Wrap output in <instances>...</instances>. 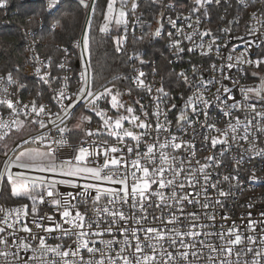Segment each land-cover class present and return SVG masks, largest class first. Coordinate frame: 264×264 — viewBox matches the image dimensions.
Listing matches in <instances>:
<instances>
[{
    "label": "snow or ice",
    "instance_id": "snow-or-ice-1",
    "mask_svg": "<svg viewBox=\"0 0 264 264\" xmlns=\"http://www.w3.org/2000/svg\"><path fill=\"white\" fill-rule=\"evenodd\" d=\"M211 0H194L196 7L193 11H199L206 3ZM219 2V0H217ZM80 5L85 9H89L92 13L96 10V0H79ZM60 4V0H47L49 9H56ZM128 0H119V8L117 9V0H108L106 15L104 16V24L99 28L102 33H109V25L113 24L119 28L124 26L122 35L115 36L116 51L120 52L124 49V44L127 41V26H128ZM3 5L0 4V7ZM138 4L133 0L131 11L135 12ZM163 17V13H161ZM257 14H252V19H256ZM188 20V28H192V16L184 17ZM169 23L173 27L176 26V21L168 17ZM158 27L153 33L154 36H160L163 25L157 21ZM199 24V19L196 21ZM264 26V18L258 21ZM54 31V29L52 30ZM183 32V28L178 29ZM229 29H224V32H229ZM250 32H257L258 29L250 28ZM90 32L91 21H89L84 29L82 38L76 42V47L80 48V57L85 61L83 71L80 73L78 86L75 91L68 90V77L64 76L61 83L53 89L52 100L55 101V110L51 105L43 103L37 104L36 99L31 103H25L17 98H10L13 94L9 92L8 85L16 86L19 89L26 87L19 80L14 79L11 72L6 76L0 75V91L4 96L0 97V106L8 111L7 118L3 113H0V185L10 187L11 196L17 198L18 205L13 208L5 209L0 207V258H3V264H198L200 259H203V249H209L207 256V264H262L264 262V248L254 249L251 246L235 251L236 246L244 243L247 240L248 245L256 243V237L248 236L245 238L243 233L239 231V227L233 223L231 228L219 226L217 231H198L197 229L215 228L216 225L198 223L200 217L196 213H188L181 220L175 212H169L167 217L151 215V221H160L158 226H147L143 222L149 221L148 207L154 206L161 209L162 206L171 209L169 201L183 203H199L198 199H189L188 195H178L176 188L183 189L185 184L183 181L177 182L176 177L181 173L185 174V179L188 184L194 186L199 183L196 178V172L203 174L204 184H201V189L207 191L210 186L216 188V184H207L210 174L206 171L207 168L213 167L211 163H205L197 170H185L184 161L180 160L172 152L165 151L171 149L173 151L181 148L191 149L194 147L190 142L180 140L176 136L165 138V141L159 144L161 149L158 157L155 152L156 144H149L146 153H137L135 159L130 161L124 159V148L120 147L124 143L125 137H131L137 141L135 147H139V142L142 136L149 135L153 130L152 123L147 119L149 113L144 110L141 105V112L146 118L141 120L140 116L134 113L132 107H125L119 99L123 93L112 83L107 81L97 87L94 70L92 69L91 50H90ZM27 34V33H26ZM169 36L172 33L168 34ZM192 35L202 37H211L208 43V51H213V45H216L217 51L220 45L216 44L219 39L213 36L211 30H205L200 33L198 28L194 29L192 34H186L185 38L192 39ZM241 39H243L241 37ZM33 44L36 43V37H33ZM180 41H175L174 46L179 52H183L184 48L179 47ZM254 43V42H249ZM198 46L204 48L201 43ZM192 49L190 48L189 51ZM67 54L68 50L63 49ZM247 49H245V52ZM44 68L51 67V60L47 64L39 59V56L34 57ZM138 58V57H133ZM228 63L221 65H212L213 71L221 73V80L230 79L225 72V68L232 69L238 64L255 65L259 68L264 60H252L246 58L245 53L233 57H226ZM235 60L236 63H231ZM143 62V61H141ZM66 65L60 63L59 67L64 68ZM35 74L39 76L43 82L49 87H52L54 81L60 80L58 76H52L50 71H43L41 67L35 68ZM144 72L140 71L137 76L133 77L135 83L144 88L148 93L152 92L150 83L146 84L142 79ZM254 76L259 75L260 83L258 87L241 86L239 91L242 96V101L237 100L232 90L224 86L217 88L216 94L212 100L206 97L208 84L213 81H205L200 78V84L196 87L192 97H189L184 106V111L181 112L179 120L186 123L189 127L196 122L188 118V109L198 115L202 114L205 117V126L210 130H214L217 135L211 137V144L215 147L219 144H228L229 136L233 141L243 140L249 143V149L253 155H264V147H259L256 142V137L253 136V130L256 133L264 135V75L253 73ZM180 76L188 82V77L181 72ZM51 77V79H50ZM126 78V77H125ZM116 79V77H113ZM6 82V83H5ZM220 83V81H217ZM191 86V85H190ZM159 94L153 99L161 101L162 97L171 99L170 94L161 86L156 89ZM128 94H131V89H128ZM42 93H37L41 96ZM231 101V103H229ZM101 103L110 105V108L101 107ZM136 103H140L139 100ZM77 105L87 107L91 112L95 113L102 120L101 127L91 130L83 129V125L91 122V117L87 115H79L77 123L73 126L81 128L85 132V139L79 144L73 146V151L70 156H61L60 149L68 143V137L65 135L70 131L67 127V121L76 116L73 109ZM199 105V109L197 107ZM220 108L223 115L228 118L225 128L216 127L214 123H208L207 109L213 106ZM175 108V104L171 105ZM258 107L260 110L258 111ZM130 114L125 115L120 110ZM110 110H116L115 116H109ZM235 111L243 112V119L239 115L234 114ZM79 111V109H77ZM163 115L167 122L166 113H162L159 108V103L156 105V121L155 131L159 134L162 130H167V123H160V116ZM23 117L21 119L20 117ZM124 121H129L134 128L144 129L145 131L136 134L134 131L124 127ZM256 121V123H253ZM15 132L18 138L11 144L7 142L12 133ZM107 137L115 138L114 143H110ZM253 137L249 140V137ZM97 137V139L89 140L88 138ZM207 139V138H206ZM23 142L20 148L16 144ZM179 141V142H178ZM158 142V140H157ZM128 153L134 151L133 146L124 145ZM116 153H121L117 157ZM102 157L103 162L100 163L97 158ZM206 161H214L213 156L205 158ZM197 163H200L197 161ZM129 164L133 171L129 172ZM23 170V171H21ZM168 172L171 178L165 176ZM137 173H140L138 175ZM129 176L132 183L129 184ZM252 181H259L261 177H257L253 170L250 174ZM224 181L231 182L237 180L238 176L225 175ZM158 184L159 189L172 188L170 196H165L163 191H153L152 185ZM60 185L67 186L72 189H82L76 192H60ZM104 185H111L105 187ZM114 185H121L120 188ZM220 196H226L229 193L218 190ZM93 192L95 195H93ZM131 197V203L129 198ZM157 199L159 203H157ZM56 207L61 220L56 221L54 215H38L40 204L45 201ZM91 201L92 215L89 216L87 211L82 212L80 205H87ZM104 200L105 203L101 204ZM28 201L31 202L29 205ZM75 201V203H73ZM219 204L220 201H215ZM128 204L130 211L126 213L123 210V205ZM111 205L112 207H109ZM208 198L205 197V202L201 204L202 208H208ZM251 207V205H248ZM181 208L180 212L183 213ZM73 213H75L73 215ZM251 213H249V216ZM261 215H264L262 213ZM29 216L32 217L30 223L36 229L42 230L44 233L52 234L58 232L57 237L64 241L67 238L74 244L65 246V243L55 245L49 244L46 235H40L33 231L29 224ZM208 220L215 221L214 214H206ZM47 218L53 226H47L44 219ZM222 219L227 220L224 216ZM187 221L184 229L180 227ZM257 221H249L247 231H255L254 225ZM264 224V221H260ZM64 225H68L67 228ZM135 225V226H133ZM171 226V227H169ZM115 230L123 235V240L104 239L106 234H111ZM27 233L28 236L21 237L19 233ZM7 233V235H4ZM143 233V238L141 237ZM264 234V229H262ZM216 236L220 243L217 246L214 243L205 242V240H197L199 236ZM9 236L12 241H9ZM191 237V240H186ZM96 238H100L97 241ZM147 241V244H145ZM165 241L168 247H165ZM36 246L33 247V243ZM99 242L103 245L102 248H97L95 245ZM261 244H264V235L261 236ZM119 244L120 249L117 251L114 245ZM197 244L201 245L200 248ZM172 248L173 251L168 249ZM15 249V251H13ZM86 250V255L82 254ZM21 252L25 255L21 256ZM30 253V255H29ZM115 253V255H113ZM127 253V254H126ZM247 256L252 254L251 260H242L241 255ZM99 254V256H97ZM235 255L236 259L232 257ZM192 259H189V257ZM11 257V260L9 259Z\"/></svg>",
    "mask_w": 264,
    "mask_h": 264
},
{
    "label": "built area",
    "instance_id": "built-area-1",
    "mask_svg": "<svg viewBox=\"0 0 264 264\" xmlns=\"http://www.w3.org/2000/svg\"><path fill=\"white\" fill-rule=\"evenodd\" d=\"M11 0H0L1 7L5 13V17L8 19V12L10 8ZM46 4L47 10L50 13H53L56 9H49L47 6V0H43ZM138 7L135 12H130L128 14V26H127V36L129 35H138L141 36L145 32H148L152 42L156 47L157 57L152 62L144 58V56L136 55L131 60L130 64V73L128 74L127 80L131 83L132 87L138 92V95H131L138 98L143 105L145 111L149 113L148 120L152 123L153 130L150 131L149 135L142 136L139 142V147H135L137 141L133 139L124 140V143L120 147L124 148V159L130 161L135 159L137 153H146L147 147L149 144H156L155 152L157 157L161 151L159 144L165 141V138L171 136H176L180 140L185 142H190L194 145L191 149L181 148L179 150L166 149L165 151L172 152L173 155H176L180 160H183L185 170H197L201 165L205 163H211L214 166L209 167L206 171L210 174L209 180L207 181L208 185L213 183L216 184V188L208 187L207 191L201 189V184H204L203 174L196 172V178L199 180V183H195L194 186L188 184V181L185 179V174L181 173L176 177L177 182L183 181L185 187L183 189L176 188L178 195H188L189 199H198L199 203H188L187 201L182 204L176 201H169L171 209L168 207L162 206L161 209H157L154 206L148 207L149 221L143 222L147 226H158L160 221H151V215L155 213L156 216L163 215L167 217L169 212H175L180 216L181 220H184V217L188 213H196L200 220L198 223L204 224H215V228L207 229H197L198 231H217L219 226L223 225L225 228H231L233 223L239 227V231L243 233V236L247 238L248 236L256 237V243L253 245H248L247 240L245 239L244 243L235 247V251H240L245 249L248 246L257 248H264V244H261L262 229H264V224L260 221H264V179L259 181H252L250 179V174L254 170L257 177L264 178V155H253L249 149V143L243 140L233 141L231 136H229L228 144H217L215 147L211 144V137L217 135L214 130H210L205 126V117L200 114L191 112V108L188 109V118L190 120H196L190 127L183 122H180L179 117L182 111H184V106L187 103L189 97H192L196 91V87L200 84V78L202 77L205 81H213V83L208 84V90L206 91V97L210 100L214 98L217 88L221 86V83L232 90V93L235 95L237 100L242 101V96L240 94L241 86H253L258 87L260 83L259 75L254 76L253 73H259L264 75V63L260 65L259 68H256L255 65L249 64H238L232 69L225 68V72L230 79L221 80V73L219 71H213L212 65H217L219 68L221 65H226L228 61L226 57L232 55L233 57L239 56L241 53H245L246 58L252 60L261 59L264 60V26L261 23H258L259 20L264 18V0H211L210 3L204 4L202 7H199V11H193V8L196 7L194 0H190L189 3L178 5L173 0H136ZM148 6V7H146ZM142 9V10H141ZM163 13V17H161ZM256 13L257 18L252 19V14ZM192 16V28H188V20H185L184 17ZM168 17H171L176 21V26L173 27L168 21ZM197 18L199 19V24L196 23ZM28 22H33L32 18L27 20ZM157 21L163 25L161 35L154 36L156 28L159 26ZM86 23V22H85ZM4 25L12 27L9 21L4 22ZM45 25L42 20H39V24L35 29L28 30L23 32L21 37V46L23 51V68L17 69L16 72H11L14 79L19 80L21 83L25 84L26 87L19 89L16 86L8 85L9 92L13 95L10 97L13 100L19 98L25 103H31L33 99H36L37 104L43 103L45 105H51L53 110H55V101L51 99L53 95V89L61 83L64 76L68 77V90L75 91L78 86V80L80 77L81 71H83L85 66V61L80 57L79 53L80 48H77L76 42L80 41L84 32V28L80 37L73 42L71 47H64L68 50L67 54L64 53L62 57L57 60L53 56L45 55L42 52V49L46 47V44L43 43L40 33L44 30ZM183 28V32L178 31V29ZM199 30L200 33H203L205 30H211L213 36L219 37L216 41V44L220 45L219 50L217 51L216 45H213V51H208V43L211 39L209 36H204L201 38L199 35H192V39L188 40L185 38L186 34H192L194 29ZM250 28L258 29L257 32H250ZM54 29V28H53ZM52 29V30H53ZM224 29H229L230 31L225 33ZM55 30V29H54ZM124 32V27L122 28ZM27 33V34H26ZM172 33L171 36L168 34ZM36 37V43L33 44V37ZM241 37L243 39H241ZM175 41H180L179 47L184 48L183 52H179L178 49L174 46ZM254 42V43H249ZM203 43L205 46L201 49L198 46ZM192 49L189 51V49ZM245 49L247 51L245 52ZM39 56L41 61H44L45 64L51 60V67L44 68L40 63L35 60V56ZM75 55H77V67L73 65V60ZM143 61V62H141ZM160 61L165 64L160 66ZM1 63V57H0ZM64 63L66 66L60 68L59 64ZM231 63H236L235 60ZM41 67L43 71H50L52 76L60 77V80L54 81L52 87L45 84L43 80L35 74V68ZM165 67H169L172 72L176 73L178 76V82L173 84H168L164 80ZM144 72V77L142 78L146 84L150 83L152 86V92L148 93L144 88L139 87L133 77L137 76L138 73ZM183 72L188 77V82H186L183 77L180 76V73ZM0 75L6 76L7 73L0 71ZM51 79V77H50ZM220 81V83H217ZM29 82H34L40 86V91L37 93L44 94L45 90L50 93V100L41 99V96H37V93L34 92L37 89H33ZM6 83V82H5ZM191 85V86H190ZM163 86L165 91L170 94L171 99L168 97H162L161 101H156L153 99L154 96L159 95L156 92V89ZM4 96V93L0 91V97ZM159 103V108L162 113H166L167 122L164 119V116H160V123H167V130H162L159 134L156 133L155 121H156V105ZM231 103V101H229ZM175 104V108H172L171 105ZM81 105H77L76 109H73V112L76 113L72 119L67 121V127L70 129L65 135L68 137V143L63 148L60 149L61 156H70L73 151V146L80 143L81 140L85 139V132L81 128L73 127L77 123V117L81 114L87 115L85 111H77ZM199 109V105H197ZM258 111L260 108L258 107ZM8 111L5 110L3 106H0V113H3L4 117L7 118ZM208 112V123H214L218 128H225L228 118L225 117L220 110V108L215 105L207 109ZM235 115H239L243 119V112L235 111ZM138 116L141 120L146 118L141 111H138ZM23 119V117H20ZM256 123V121H253ZM99 126V125H98ZM83 129H97V125L91 119V122H86L83 125ZM143 129L140 133H143ZM14 133V132H13ZM12 133V135H13ZM11 135V136H12ZM253 136L256 137V142L259 147H264V135L256 133L253 130ZM106 138H111L107 137ZM207 138V139H206ZM253 137H249L251 141ZM89 140L97 139V137L88 138ZM109 139L110 143L115 142ZM158 140V142H157ZM179 142V141H178ZM23 142H20L17 147H21ZM124 145H129L134 147L132 153L127 152V148ZM117 157L121 153L114 154ZM208 156H213L214 161H206L205 158ZM100 163L103 162V158H97ZM199 161L200 163H197ZM133 171L129 164V172ZM140 175V173H137ZM225 175L229 176H238L239 182L237 180H232L227 182L223 180ZM165 176L171 178L170 173L166 172ZM129 184L133 182L131 176H129ZM105 187L111 185H104ZM60 192H76L82 191V189H72L64 185L58 186ZM116 188H120L121 185H114ZM229 193L226 196H220L219 191ZM153 191H163L165 196H170L172 188L159 189L158 184L152 185ZM93 195L95 193L93 192ZM4 190L0 194V207L5 209L13 208L18 205V203H7L4 201ZM205 197L208 198L209 207L202 208L201 204L205 202ZM219 200L220 203L216 204L215 201ZM29 205L31 202L28 201ZM75 203V201H73ZM105 201L102 200L101 204H104ZM129 203H131V197L129 198ZM157 203L159 200L157 199ZM248 205H251L249 207ZM109 207H112L109 205ZM92 203L89 200L87 205L81 204L80 210L82 212L87 211L88 215L91 216ZM183 208V213L180 212V209ZM123 210L128 213L130 211L128 204L123 205ZM54 215L56 221H60L61 217L56 210V207L50 204L47 200L44 204H40L38 208V215ZM249 213L251 215L249 216ZM75 213H73L74 215ZM206 214H214L215 221L208 220ZM227 216L228 219H222V217ZM32 217L29 216V224L33 228V231L40 234L46 235L48 243L55 245L58 243H65L67 247L68 244H71V241H68L65 238L64 241L59 239H54L59 235L58 232L52 234L44 233L42 230H38L34 225L30 223ZM257 221L254 225L255 231H247V226L249 221ZM47 226H53L47 218L42 222ZM187 221L184 224H181L180 227L184 229ZM135 226V225H133ZM65 228L68 225H64ZM171 227V226H169ZM7 235V233H4ZM27 233H19V236L24 237L28 236ZM143 238V233H141ZM104 239H115L117 241L123 240V235L113 230L111 234H106ZM12 237L9 236V241H12ZM99 241L100 238H96ZM191 237H187L186 240H191ZM199 240H205V242L214 243L217 246L220 241L216 236L205 237L203 235L196 238ZM147 244V241H145ZM36 246V243H33V247ZM74 248L75 245L71 244ZM97 248H102L103 245L99 242L95 245ZM3 247V246H0ZM115 249L119 251L120 245H114ZM165 247H168L167 241H165ZM197 247L200 248L201 245L197 244ZM173 251L172 248L168 249ZM15 251V249H13ZM209 249H203V259H200L198 264H207V256L209 255ZM86 255V250L84 253ZM127 254V253H126ZM25 254L21 252V256ZM30 255V253H29ZM115 255V253H113ZM99 256V254H97ZM11 260V257L9 258ZM189 259H192L190 256ZM233 260L236 259L235 255L232 257ZM242 260H251L252 254L247 256L241 255ZM0 264H3V258H0ZM195 264V262H194ZM264 264V262H262Z\"/></svg>",
    "mask_w": 264,
    "mask_h": 264
},
{
    "label": "trees",
    "instance_id": "trees-1",
    "mask_svg": "<svg viewBox=\"0 0 264 264\" xmlns=\"http://www.w3.org/2000/svg\"><path fill=\"white\" fill-rule=\"evenodd\" d=\"M178 5L189 3L190 0H173ZM108 0H96V10L91 13L90 50L92 69L94 70L97 87L107 81H112L120 90L128 92L130 95H138L137 91L127 80L130 73V64L133 56L143 55L145 59L154 61L157 57L156 47L152 42L148 32L141 36L128 35L123 51H116L115 36L122 35L123 30L104 34L99 31ZM148 7V6H146ZM142 10V9H141ZM87 9L80 5L79 0H60L53 13L47 10L43 0H11L8 12V19L0 7V71L5 73L16 72L23 68V51L21 37L23 32L35 29L39 20L44 22L45 28L40 33V37L46 47L42 49L45 55L53 56L59 60L63 55L64 47H71L82 33L87 19ZM29 18L33 22H28ZM9 21L12 27L4 25ZM55 29L52 31V29ZM77 55L73 60V65L77 67ZM165 63L160 61V66ZM164 80L168 84L178 82V76L169 67H165ZM116 77V79H113ZM126 77V78H125ZM33 89L40 91V86L34 82H29ZM41 99L50 100V93L45 90ZM102 107H108L102 103ZM79 111H85L84 107H79ZM86 112V111H85ZM89 114V113H88ZM90 115V114H89ZM92 121L99 125V120L94 117ZM113 140L112 138H107ZM2 167H0L1 171ZM4 201L7 203H18V200L10 194V188L4 186Z\"/></svg>",
    "mask_w": 264,
    "mask_h": 264
},
{
    "label": "rangeland",
    "instance_id": "rangeland-1",
    "mask_svg": "<svg viewBox=\"0 0 264 264\" xmlns=\"http://www.w3.org/2000/svg\"><path fill=\"white\" fill-rule=\"evenodd\" d=\"M92 2V0H89V3H91ZM135 2L137 3V1L135 0ZM132 3H133V0H128V4H127V11H128V13H130V12H132L131 11V7H132ZM119 0H117V9L119 8ZM106 9H107V7H106ZM88 12H89V9H87V15H86V17L88 16ZM92 13V12H91ZM106 15V10H105V14H104V16ZM128 18V17H127ZM86 22V21H85ZM104 17H103V21H102V23H101V26L100 27H102L103 26V24H104ZM124 26L123 25H121V26H119V28H117L115 25H114V23L113 24H110L109 25V28H110V31H109V33H104V34H110V33H112V32H118L120 29H122ZM122 93H123V95H121L120 97H119V99H120V101L122 102V103H124L125 104V107H132L135 111H134V113L133 114H135V115H137L138 116V111H141L140 110V108H141V102L138 104V103H136V101L137 100H139L138 98H136V97H134V96H131V95H129L128 94V92H126V91H122V90H120ZM140 101V100H139ZM109 106V108H110V105H108ZM101 107H102V103H101ZM108 108V107H107ZM84 109H85V111H86V113L88 114V116H90L91 118H92V116H91V114H93L94 115V117L96 118V119H98L99 120V126L97 125V128H99V127H101V125H102V120L100 119V117H98L95 113H93V112H91V110L89 109V108H87V107H84ZM122 113H124L125 115H130V114H128V113H126V112H124V109H121L120 110ZM117 113H116V110H110L109 112H108V115L109 116H115ZM124 127L125 128H127V129H130V130H132V131H134L136 134H140V132L143 130V129H140V128H134L133 127V125L129 122V121H124ZM18 135L19 134H17V133H13V135L12 136H10L9 138H7V142L9 143V144H11L14 140H16L17 138H18ZM105 136H106V134H105ZM111 138H113V137H111ZM127 139H132L131 137H125L124 138V140H127ZM22 142V141H21ZM17 145L18 144H16V147H17ZM17 148H20V146L19 147H17ZM1 171H3V168L1 169ZM21 171H23V170H21ZM3 188H4V186L3 185H0V194L2 193V191H3ZM10 188V187H9ZM13 197V196H12ZM13 198H15V197H13ZM15 199H17V198H15Z\"/></svg>",
    "mask_w": 264,
    "mask_h": 264
},
{
    "label": "water",
    "instance_id": "water-1",
    "mask_svg": "<svg viewBox=\"0 0 264 264\" xmlns=\"http://www.w3.org/2000/svg\"><path fill=\"white\" fill-rule=\"evenodd\" d=\"M90 18H91V11L89 10L84 29H85L87 23L90 21Z\"/></svg>",
    "mask_w": 264,
    "mask_h": 264
}]
</instances>
